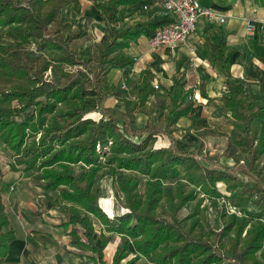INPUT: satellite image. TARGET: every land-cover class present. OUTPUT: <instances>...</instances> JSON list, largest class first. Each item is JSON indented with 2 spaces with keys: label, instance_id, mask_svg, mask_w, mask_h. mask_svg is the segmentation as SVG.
<instances>
[{
  "label": "trees",
  "instance_id": "16d2710c",
  "mask_svg": "<svg viewBox=\"0 0 264 264\" xmlns=\"http://www.w3.org/2000/svg\"><path fill=\"white\" fill-rule=\"evenodd\" d=\"M66 1L0 0V28L12 26L6 32L11 42H0V141L17 156V163L37 172L44 191L58 193V208L65 219L62 225H71L70 234L91 253L94 264H136L140 256L148 257L151 264H264L256 255L260 251L264 259V171L260 165L264 88L258 93L245 91L244 83L232 78L223 56V40L219 41L215 58L224 73L221 99L233 120L229 144L233 146L229 152L233 163L225 165L216 155L182 150L175 145L173 132L177 120L187 115L193 104V100H186L185 92L192 93V88H185V81L175 77L165 91L158 123L135 124L136 109L153 91L146 76L135 102L125 101L124 110L104 105L108 71L121 67L128 72L132 65L123 49L140 35L152 36L169 19L158 15L117 28L118 16L124 14L122 6L136 0L95 2L109 34L88 60H82L71 42L86 31L73 32L70 23L58 19V10ZM71 1L78 11L77 0ZM25 45L39 51L38 55H27ZM53 62L58 79L45 75ZM91 86L99 95L95 108L100 113L98 119L86 117L81 106L82 91ZM62 103L68 106L58 109ZM57 109L58 118L47 117ZM158 135L166 136L169 144L156 147ZM11 168L16 170L13 165ZM102 172L116 182L128 209L114 221L99 207V191L93 187ZM138 175L147 176L142 194ZM172 180L178 181L168 184ZM216 182L225 185V193L216 189ZM198 193L225 197L239 209L241 217L230 214L222 220L224 213L217 207L218 217L212 225L198 228L193 221L190 229L198 228L197 233L188 235L176 215L195 200L188 216H196ZM249 204L256 211L248 210ZM90 216L107 232L125 238L110 263L103 254L109 237L100 232L96 244ZM13 239L0 194V262ZM130 245L135 256L122 262L131 252Z\"/></svg>",
  "mask_w": 264,
  "mask_h": 264
},
{
  "label": "crops",
  "instance_id": "0c3cea01",
  "mask_svg": "<svg viewBox=\"0 0 264 264\" xmlns=\"http://www.w3.org/2000/svg\"><path fill=\"white\" fill-rule=\"evenodd\" d=\"M100 1L103 0H77L79 10L75 11L73 2L67 0L58 10L60 22L70 23L73 32L81 29L86 31L85 35L71 42L78 41L76 54L82 60H88L95 50L94 47L100 45L109 34L101 10L95 5V2ZM199 1L223 15L225 20L217 22L200 18L187 42L176 47L160 45L152 48L145 35L130 41L123 53L132 60V65L128 72H124L121 67L108 71L106 81L109 90L104 105L124 110L125 101H130L131 104L135 102L142 77L146 76L153 91L149 93L144 104L136 109L135 124L143 126L147 122L158 123V101L165 99V91L171 88L174 78L177 77L185 81V88L193 90L197 86V89L194 91L195 98L188 114L181 116L176 122L174 137L177 132H183L186 134L185 138H194L195 130H202L205 126L217 131L206 132V135L213 134L208 138L226 142L227 135H230L233 128V120L221 99L225 85L221 63L215 58L217 45L223 40V56L229 63L230 74L232 78L244 83L245 91L250 89L258 93L263 90L264 0ZM122 8L124 14L118 16L117 28L159 15L156 0H136ZM132 67L134 71L131 72ZM154 82L158 84V88L153 87ZM122 83L125 84L124 88L121 87ZM82 96L85 116L98 119L100 113L95 108L99 95L95 88L91 86L84 89ZM155 144L156 147L167 146L169 140L164 135H158ZM1 183L2 180L0 194L14 239L9 242L0 264H94L91 253L82 249L70 234L71 225H62L65 221L62 215H31L38 219L36 229L30 226V218L24 215L21 219L14 216L15 211L23 210L26 201L15 199L6 202L10 194L6 193L4 200ZM26 207L29 212L35 213L37 210L32 203ZM13 222L22 224L20 235L15 232Z\"/></svg>",
  "mask_w": 264,
  "mask_h": 264
},
{
  "label": "rangeland",
  "instance_id": "374dc122",
  "mask_svg": "<svg viewBox=\"0 0 264 264\" xmlns=\"http://www.w3.org/2000/svg\"><path fill=\"white\" fill-rule=\"evenodd\" d=\"M62 15V14H60ZM63 17V15H62ZM12 26L0 28V42H11V40L6 36V32L10 30ZM78 41H75L71 43V48H73L77 52V44ZM95 49V47H94ZM23 51L29 55L30 57H34L35 55H38L39 51L34 49L32 46L25 45L23 46ZM94 51V50H93ZM45 75L47 76H53L56 79L59 78L58 71L55 69V62L52 63V70H47L45 72ZM164 98H162L163 100ZM158 101V100H157ZM160 99L158 103H160ZM68 106V103H62L58 106L59 108H66ZM81 106H83V102H81ZM51 115L48 114L47 117H57L58 118V112L59 110ZM151 120L152 117H151ZM217 132L215 129H207L205 126L202 130H195L194 132V138H185L186 134L183 132L178 133L177 136H175V143L182 149L186 150H194L198 152L199 155H204L205 153L209 155H216L219 159V161L225 165L233 163V160L230 158L229 152L232 150V145L230 144V137L233 134L234 130L233 128L230 130V135H227L226 142H220V141H213L212 138H208L210 135H206V132ZM218 135L219 132H218ZM39 133L36 136V140L38 139ZM156 145V144H155ZM228 147V148H227ZM242 158V157H241ZM17 156L9 149L7 145L2 143L0 141V181L1 183V191L4 194V200H6V193H9L10 196L6 200L13 201L15 199H22L26 201L23 207V210L15 211L14 216L21 217L24 215L29 219V224L33 228H38V219L34 216H38L39 214L43 213L46 215V213H55L57 215H62L60 213V210L58 208L59 206V197L58 193L50 192V191H44L41 187V180L39 179L37 172L34 169H25L24 164H20L16 162ZM205 165L211 167V164L203 162ZM12 165L15 167L16 170H13L11 167ZM260 165L263 168L264 171V153L262 154L260 158ZM76 168H74L75 170ZM99 174L96 179L94 180L93 187L94 189H98L99 191V199L98 204L99 207L106 213V215L111 219V221H114L116 216H120L123 213L127 212L128 209L123 204V196L120 190L118 189L116 182L112 179L110 175L107 174ZM12 178L11 180H8V178ZM242 177V176H241ZM139 183H138V191L140 194H142L146 187V181L147 176L146 175H138ZM243 179H245L243 177ZM179 180V179H178ZM178 180H172L168 181V184L175 185V183ZM225 185L222 182H216L215 187L218 189L221 193H225ZM197 199H200L199 204V212L196 216L189 217V213L191 211V208L194 201L187 202L177 213L176 219L179 221L181 225L185 226V231L188 235L192 236L196 233L194 232L199 227H202L205 229L206 225L210 224L212 225L214 221L218 217L217 213V207L222 210L223 216L222 220L225 218L228 219L230 214H235L236 217H241V212L238 208L232 206L230 203H228L225 199V197H216L213 195L198 193ZM30 203L34 204L35 208L37 209L35 213L29 212L26 205H29ZM247 209L250 211H256V207L252 204H249L247 206ZM165 216V215H163ZM32 217V218H31ZM63 217V215H62ZM91 220L93 222V226L95 229L94 232V238L97 245H99L100 238L99 233L103 232L105 235L109 237V242L105 246L103 250L104 254V260L107 263H110L112 259V255L117 247L121 246L122 242L125 240L124 236L118 234V233H110L107 232L106 228L100 224V222L93 216H90ZM167 217V216H165ZM64 218V217H63ZM221 219L218 221V224H222ZM193 221H197L198 228L195 230L190 229L191 223ZM15 232L17 235L21 234L22 224L13 222ZM195 226V223L193 224ZM80 230V228H79ZM245 234V230L242 233V236ZM131 252L130 254L122 260V262H125L126 260L132 258L135 256L134 250L132 249L131 245L129 246ZM218 253L220 250H216ZM261 251H264V244ZM260 251H257V257L260 261H263L264 259L260 257ZM227 255V254H224ZM136 264H151L148 257L140 256Z\"/></svg>",
  "mask_w": 264,
  "mask_h": 264
},
{
  "label": "built area",
  "instance_id": "2783aa9c",
  "mask_svg": "<svg viewBox=\"0 0 264 264\" xmlns=\"http://www.w3.org/2000/svg\"><path fill=\"white\" fill-rule=\"evenodd\" d=\"M156 3L159 5V15L169 20L148 37L149 46L152 48L160 45L176 47L186 43L200 18L217 22L225 20L223 15L202 5L199 0H156ZM130 71H134V68ZM121 87L124 88L125 84L122 83ZM153 87L158 88V84L154 82ZM196 89L197 86H194L192 93L187 94L186 100H194Z\"/></svg>",
  "mask_w": 264,
  "mask_h": 264
}]
</instances>
